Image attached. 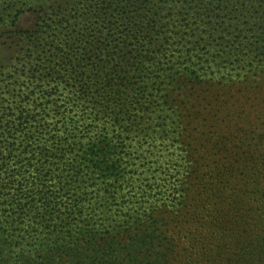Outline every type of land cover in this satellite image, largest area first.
<instances>
[{"label":"trees","instance_id":"obj_1","mask_svg":"<svg viewBox=\"0 0 264 264\" xmlns=\"http://www.w3.org/2000/svg\"><path fill=\"white\" fill-rule=\"evenodd\" d=\"M0 28L55 64L0 147V264H264V0H0Z\"/></svg>","mask_w":264,"mask_h":264},{"label":"rangeland","instance_id":"obj_2","mask_svg":"<svg viewBox=\"0 0 264 264\" xmlns=\"http://www.w3.org/2000/svg\"><path fill=\"white\" fill-rule=\"evenodd\" d=\"M17 9L18 8L16 7L10 10V15L8 19L9 21H16V24L24 25L23 21L25 22L28 21L27 14ZM13 29H15L14 26ZM3 32L4 35L1 36L0 38V44H1L0 45V50H1L0 53V147L5 145V140H7L9 143H15L14 145H12V147L14 149L13 151H15V155H17L24 149V146L20 145L21 137L19 132L17 131L16 123L18 121V117L21 115L22 110L32 111L33 113H35L32 110V108H34L42 100V98H38L37 100H35V97L37 96L41 97L43 92L47 88H49L45 85L48 84V81L51 79L50 75H52L53 73L52 68H54L53 65L55 64L50 65L47 56H45L44 58H40L38 60H34V59L29 60L28 58L26 60L25 58L23 59L22 57L29 55L28 53L30 52L28 51L20 52L23 50V48H21V50L18 52H15L13 49H7L10 48L12 45H17V44L14 40L10 38V36L13 33L8 32V29L2 30L0 28V35ZM18 45L19 46L17 47V50H19L21 47L20 44ZM12 51L14 52V54L11 61L8 64L6 60L11 58ZM255 52L257 53V55H259L258 51ZM256 53L253 54L252 58H248V60L250 61V59L252 60L255 59ZM258 59H259L258 62H264V56L259 55ZM4 61H6V63L8 64L7 68H4L2 66V64H4L3 63ZM240 64L244 66L243 61H241L239 64L238 63L229 64V62H225L224 63L225 68L221 70L220 73H218V75L213 76L214 81L219 79V77H224L225 75L227 76L229 75V78H232L231 76L233 75L232 73L238 72L239 70L238 67ZM259 68L264 70V65H260ZM254 71L258 72L259 69H255ZM244 72H246V69ZM256 76L257 75L253 76L251 74V76L248 77H250L249 79H256L255 78ZM208 77L212 78V75L209 74ZM247 78L246 76L241 78V81L239 82L240 86H245L246 84L245 80ZM233 83L232 82L229 83V89H231ZM257 86L258 88H256L254 92L248 95H243V99L241 102L243 103L244 99H251L249 105H251V103H257L258 104L256 106L258 108L257 111H262V107L264 106V85L260 86L258 84ZM238 89L239 88L235 86L233 92H236V90ZM34 91L35 94L32 93ZM38 91H40V93H38ZM245 92L246 91H244V93ZM187 93L192 94L191 92H187ZM190 107L192 109H190ZM196 110L197 109L196 108L194 109V107H192V104L190 103L188 104V107L185 108L184 114L188 116L189 119L193 122L192 124L193 125L192 127H194L193 130L195 129V132L199 133L201 131V128L199 127L202 126H199L197 122H199V120L202 121L203 116H201V119L197 118L195 116ZM260 115L263 117L262 114ZM262 117L259 118L257 116H254L253 122L256 125L264 123V118ZM189 126L191 127V125ZM263 126L264 125H262L261 127ZM259 130L263 131V129H259ZM30 145L31 146L29 147V149L33 150L35 145L32 144ZM1 156L2 155H0V160L2 159Z\"/></svg>","mask_w":264,"mask_h":264}]
</instances>
